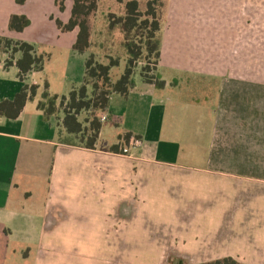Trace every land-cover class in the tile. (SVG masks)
Listing matches in <instances>:
<instances>
[{
	"label": "crops",
	"instance_id": "0c3cea01",
	"mask_svg": "<svg viewBox=\"0 0 264 264\" xmlns=\"http://www.w3.org/2000/svg\"><path fill=\"white\" fill-rule=\"evenodd\" d=\"M184 1L166 0L161 12L162 45L157 72L166 86L158 88L142 75L138 81L135 74V86L129 95L114 93L106 111L108 117H115L119 129L118 143L113 145L131 151L137 148V154L113 152V145L100 151L98 143L96 149H89L78 141H68L70 136L77 135L68 133L55 116L46 119L38 108L43 91L37 76L45 69L21 79L16 65L5 68L4 62L1 64L0 102L13 100L26 84L39 85V90L18 118L0 115V264H10V257L13 255V260L19 251L27 263L35 255L33 264H116V255L131 254L133 246L142 254L149 238L142 227L145 225L147 230L149 222L208 224L196 212L192 215L184 209H173L175 206L172 210H161V217L158 211L159 217H154L145 197L147 183L142 180L147 172L141 164L206 163L218 167L228 159L242 160L245 156L250 159L236 147L231 152L227 150L228 129L233 128L235 135L239 128L237 121L251 110L249 102L244 103L242 97L229 96L227 92L229 89L237 92L236 81L260 78L259 72L243 69L244 49L254 47L243 39L245 22L249 24L251 20L253 31L256 17L258 32L259 14L245 7L244 1L248 0H188L199 7ZM250 1L252 6L257 2L258 7L259 0ZM73 4V0H66V9L62 11L56 0H28L25 5L16 0H0V35L30 42L39 54L38 47L43 45L63 50L69 59L68 73L78 54H83L74 49L79 28L64 32L56 19L67 23ZM13 14L28 15L31 25L22 32L11 30L9 22ZM245 15L251 19L245 21ZM49 48L45 53L50 60L54 54L49 53ZM20 56L17 54L16 59ZM8 57L5 54L4 60ZM182 78L215 81L214 104L182 102L180 84L176 82ZM172 86L176 89H169ZM152 129L155 132L151 137ZM128 132L140 137L137 147H130L124 140ZM102 133L103 128L99 139ZM134 164L139 165L138 171L133 169ZM83 207L90 209L87 216L91 214V219L84 217L86 220L81 221L77 210ZM89 222L93 224L91 232L73 233L70 225ZM100 234L108 240L95 243L96 250L81 242L66 243L74 238L95 241L101 238ZM187 239L193 241L188 244L189 252L210 254L217 246L220 249L219 243L204 233L200 238L194 234ZM15 241L24 244L21 248L11 246ZM33 241L38 249L30 246ZM69 244L75 246L70 248L71 253L65 248Z\"/></svg>",
	"mask_w": 264,
	"mask_h": 264
},
{
	"label": "rangeland",
	"instance_id": "374dc122",
	"mask_svg": "<svg viewBox=\"0 0 264 264\" xmlns=\"http://www.w3.org/2000/svg\"><path fill=\"white\" fill-rule=\"evenodd\" d=\"M149 0H142L143 8ZM127 0H100L98 10L91 17V25L93 32L97 37V43L92 51L98 61L109 62L108 55H113L120 59V66L114 67L111 72L112 80L117 81L124 73L127 66L129 56L127 50L122 46L124 36L115 30L109 36L108 24L110 21V13L121 15L124 12ZM185 4L199 7V4L185 0ZM196 2V1H195ZM245 7L258 12V32L255 31L257 20L254 17V27L251 31V20L249 24L245 22V31L243 39L254 47L244 49V70L259 72L258 80H240L238 83L237 92H232L229 89L227 95H237L242 97L244 103L249 102V107L253 111L243 113L242 118L237 121L239 128H236L235 135L233 128L227 131L226 147L229 152L236 147L239 151H244L245 155L250 156L247 159H228L223 166L207 165L206 163H197L190 165H157V164H141L143 170H146V178L143 176L142 183H147V192L145 197L149 208L154 217L158 216V211H168L179 208L189 211L190 214L196 212L201 219L208 224H179L171 222H149L147 230L145 225L142 229L147 231L149 236L148 244H145V249H142V254L136 247L133 246L131 254L116 255V264H196L197 262L215 259L225 256L227 253H235L234 258L248 264H264V0L254 2L244 1ZM167 4V3H166ZM145 5V6H144ZM159 8V4H156ZM162 8L158 10L161 11ZM247 14V13H246ZM54 17V16H52ZM118 17V16H117ZM251 19V16H244V20ZM249 28V30H247ZM105 32V34L103 32ZM100 32V33H99ZM105 37H108L106 40ZM137 41H140L137 38ZM106 41V42H105ZM48 45L38 47L41 54L47 55ZM53 52V57L47 60L43 74L37 77L42 82V91L45 90V82L51 84L50 92L53 95H69L70 92L77 87H80L86 78V61L90 56V52L78 54V60H74L72 71L66 72L68 67V57L63 50L58 48H49V53ZM146 53L144 54V57ZM147 65L150 69V75L158 73L154 69V59L150 60L142 58L137 62L135 74L140 81L143 67ZM166 72V71H165ZM168 72V71H167ZM164 73V72H163ZM165 74V73H164ZM167 76H172V73H166ZM175 82L176 80H172ZM181 91L180 100L182 102L194 103L202 102L205 106H212L215 101L216 87L215 81H201L196 78L179 79L178 81ZM233 82V81H232ZM231 83V81H229ZM204 85V87H202ZM253 88V90H252ZM169 89H176L172 86ZM90 93L93 92L92 85H89ZM42 99V96H41ZM195 100V101H192ZM208 104V105H207ZM60 106V100H58ZM184 105V104H182ZM239 112V111H238ZM232 113V112H231ZM240 113V112H239ZM102 112L98 115L101 116ZM57 120L64 118V111L60 108ZM80 120L85 123V126L90 127V122L93 120V114L90 111H84L80 115ZM88 120V122H87ZM230 122V121H229ZM103 133L98 142L100 151L109 149L113 144L118 143L119 129L115 123V117L111 116L104 122ZM155 129L151 130V137ZM121 133H123L121 131ZM84 134H79L76 137L70 136L68 141L83 143ZM74 138V139H73ZM84 144V143H83ZM131 147H137L136 141ZM125 149V148H123ZM137 154V148L128 152L123 150L122 155ZM136 163V162H134ZM133 169L138 171L139 165L134 164ZM145 175V174H144ZM153 205V206H152ZM88 208L83 207L77 210L81 221L86 220L84 217L91 219V214ZM156 211V213H155ZM205 211V212H204ZM204 212V213H202ZM201 213V215H200ZM203 216H205L203 218ZM167 216H165L166 218ZM167 219V218H166ZM199 220V218H197ZM93 222V221H92ZM92 222L87 224H72L73 233L91 232L93 229ZM212 222V224H209ZM222 222L221 224H219ZM212 238V241L219 243L220 249L214 248L210 254L189 252L188 244L193 243L187 239L190 235L196 234L199 238L203 236ZM104 234V233H102ZM97 238L98 240H78L68 239L66 243H85L87 246H94L100 242L107 243L108 238ZM193 236H191L192 238ZM96 243V244H95ZM24 241H15L11 246L17 245L18 248L23 246ZM33 249H38L37 242L33 241L30 245ZM75 246H65L71 253L70 248ZM64 248V246L62 247ZM219 249V250H218ZM75 251V250H72ZM203 250L202 252H208ZM21 253V254H20ZM196 254V255H193ZM95 255V253H94ZM12 259L10 264H33L34 257L27 263L23 257L22 251ZM96 256V255H95ZM95 258V257H94Z\"/></svg>",
	"mask_w": 264,
	"mask_h": 264
},
{
	"label": "trees",
	"instance_id": "16d2710c",
	"mask_svg": "<svg viewBox=\"0 0 264 264\" xmlns=\"http://www.w3.org/2000/svg\"><path fill=\"white\" fill-rule=\"evenodd\" d=\"M28 0H16L19 5H25ZM66 0H56L60 10L66 9ZM123 1V0H120ZM72 16L65 23L60 18L56 19V24L64 32L73 31L79 28L77 41L74 49L80 53L90 52L86 61L85 82L74 88L70 94L53 95L50 92L49 82H45V90L42 99L38 103L39 110L43 111L46 119L57 116L60 108L64 111V118L61 123L70 134H84L82 145L89 149H96L103 122L98 115L99 112H106L111 103V96L114 93L128 96L135 86V69L137 62L142 58L154 59V69L158 70L161 59V12L166 6V0H149L146 8H143L142 0H127L124 12L121 15L110 13L108 24L109 36L115 30L124 36L122 46L127 50L129 56L124 73L117 81H113L111 72L114 67L120 66V59L108 55L109 62L98 61L92 48L97 43V37L93 32L91 17L98 10L100 0H73ZM156 4H159V11ZM145 6V5H144ZM118 16V17H117ZM54 19V17H52ZM31 25V19L26 14H13L10 18L9 28L13 31L22 32ZM103 32V31H102ZM100 33V32H99ZM105 34V32H103ZM108 37H105L106 40ZM139 38L140 41H137ZM106 42V41H105ZM146 56L144 57V54ZM9 57L4 60V55ZM21 56L16 59V55ZM49 55L39 54L34 44L0 35V66L4 62L5 68L16 65L20 70V77L24 79L31 72L44 70ZM150 66L143 67L141 75L148 83L155 84L158 88H164L166 81L159 73L150 75ZM92 85L93 92L90 93L89 85ZM39 85H24L22 90L13 100H3L0 102V115L10 119H16L23 111L29 100H34L38 94ZM60 100V106L58 105ZM84 111L93 114L90 127L80 120V115ZM88 122V120H87ZM133 133L128 132L123 137L126 143H130ZM140 140L139 136H136ZM123 148L119 144L112 146V151L123 153ZM197 264H248L232 256L218 258L208 262Z\"/></svg>",
	"mask_w": 264,
	"mask_h": 264
},
{
	"label": "built area",
	"instance_id": "2783aa9c",
	"mask_svg": "<svg viewBox=\"0 0 264 264\" xmlns=\"http://www.w3.org/2000/svg\"><path fill=\"white\" fill-rule=\"evenodd\" d=\"M100 118H101L102 122H104V121H106L108 119V114L106 112L105 113H102L101 116H100ZM131 141H132V145H133L134 141H136V145H139L140 144V140L137 139L135 136H133L131 138ZM124 151L125 152H128L129 149L128 148H125Z\"/></svg>",
	"mask_w": 264,
	"mask_h": 264
},
{
	"label": "water",
	"instance_id": "95a60500",
	"mask_svg": "<svg viewBox=\"0 0 264 264\" xmlns=\"http://www.w3.org/2000/svg\"><path fill=\"white\" fill-rule=\"evenodd\" d=\"M182 264V263H181Z\"/></svg>",
	"mask_w": 264,
	"mask_h": 264
}]
</instances>
